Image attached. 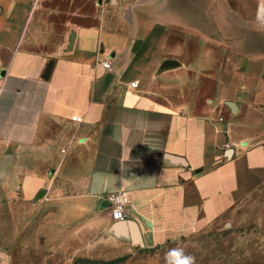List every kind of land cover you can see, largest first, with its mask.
I'll list each match as a JSON object with an SVG mask.
<instances>
[{
  "label": "crops",
  "instance_id": "0c3cea01",
  "mask_svg": "<svg viewBox=\"0 0 264 264\" xmlns=\"http://www.w3.org/2000/svg\"><path fill=\"white\" fill-rule=\"evenodd\" d=\"M229 5L0 0V264L26 250L28 206L53 196L84 215L76 240L94 230L104 253L175 246L198 264L221 253L204 249L213 232L264 228V0L258 44L219 62L210 46ZM117 192L122 221L107 205ZM234 257L264 264V250Z\"/></svg>",
  "mask_w": 264,
  "mask_h": 264
},
{
  "label": "rangeland",
  "instance_id": "374dc122",
  "mask_svg": "<svg viewBox=\"0 0 264 264\" xmlns=\"http://www.w3.org/2000/svg\"><path fill=\"white\" fill-rule=\"evenodd\" d=\"M228 2L230 5L227 9L235 10L234 14L229 13V17L233 16L234 21H229L228 25L223 21L218 22L219 32H214L217 41H213V46H210L215 51L219 62L230 61L232 56L238 59L245 54L243 52L245 46L258 44L259 31L256 21H253L257 0H228ZM231 24L234 28L241 29L240 32L226 30ZM188 35L189 49L196 48L200 40L197 38L199 36L194 33ZM202 43L211 45V42ZM203 45L202 49H204ZM231 46H235L236 52L232 51ZM211 63L214 65V62ZM63 202V198L53 196L42 201L36 211L28 206L26 250L24 245L15 243L10 249L11 264H167L165 253L171 249H177L173 246L157 252H149L132 248L116 254L104 253L94 244L98 239V233L94 230L86 233L88 238L84 241L85 243L82 239L76 240L77 237H82L84 215L79 211L66 212ZM99 211L100 209L96 210V212ZM54 224H56L55 228H53ZM73 232L75 237H72ZM243 237H250V239L244 241ZM210 241V244H204V249L209 247L216 249L218 245L221 253L212 254L210 258L204 257L198 261V264H244L247 261L234 260V255L246 254V252L257 255L259 251L264 250V228L252 224L244 228L221 229L211 234ZM107 248L111 250L113 246L108 245ZM199 248L201 249V245ZM84 249L88 252L83 255ZM203 256L207 255L204 253ZM249 263L258 264L259 261L256 259Z\"/></svg>",
  "mask_w": 264,
  "mask_h": 264
},
{
  "label": "built area",
  "instance_id": "2783aa9c",
  "mask_svg": "<svg viewBox=\"0 0 264 264\" xmlns=\"http://www.w3.org/2000/svg\"><path fill=\"white\" fill-rule=\"evenodd\" d=\"M103 65L108 66L109 61L102 62ZM132 87H137L138 82L134 81L131 83ZM126 193L117 192L111 193L107 197L108 207L112 210V215L115 220H124L126 218L125 207H126Z\"/></svg>",
  "mask_w": 264,
  "mask_h": 264
},
{
  "label": "clouds",
  "instance_id": "9594fccd",
  "mask_svg": "<svg viewBox=\"0 0 264 264\" xmlns=\"http://www.w3.org/2000/svg\"><path fill=\"white\" fill-rule=\"evenodd\" d=\"M167 264H195V257L185 255L183 249H171L165 253Z\"/></svg>",
  "mask_w": 264,
  "mask_h": 264
},
{
  "label": "water",
  "instance_id": "95a60500",
  "mask_svg": "<svg viewBox=\"0 0 264 264\" xmlns=\"http://www.w3.org/2000/svg\"><path fill=\"white\" fill-rule=\"evenodd\" d=\"M175 63H176V62H174V61H170V60H169V61H166L165 64H164V67L173 66ZM44 193H45L44 191L41 192V193L39 194V197H42V196L44 195ZM129 225L131 226V236H132V238H133V241H134V242H139V241H140V235H139L138 230H137L136 227H135L134 225H132L131 223H129ZM116 230L125 233L124 225H118V226L116 227Z\"/></svg>",
  "mask_w": 264,
  "mask_h": 264
},
{
  "label": "trees",
  "instance_id": "16d2710c",
  "mask_svg": "<svg viewBox=\"0 0 264 264\" xmlns=\"http://www.w3.org/2000/svg\"><path fill=\"white\" fill-rule=\"evenodd\" d=\"M107 205H108V203H107Z\"/></svg>",
  "mask_w": 264,
  "mask_h": 264
}]
</instances>
